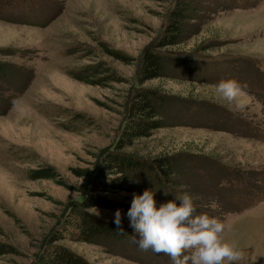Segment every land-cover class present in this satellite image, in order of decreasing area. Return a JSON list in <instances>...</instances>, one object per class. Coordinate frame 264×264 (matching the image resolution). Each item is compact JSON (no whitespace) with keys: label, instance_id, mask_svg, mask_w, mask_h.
<instances>
[{"label":"rangeland","instance_id":"374dc122","mask_svg":"<svg viewBox=\"0 0 264 264\" xmlns=\"http://www.w3.org/2000/svg\"><path fill=\"white\" fill-rule=\"evenodd\" d=\"M178 1L0 0V61L13 69L0 83V242L19 252L0 264H37L53 246L90 264H172L133 242L125 211L121 226L132 233L119 245H51L74 226L89 175L114 151L127 103L141 87L167 97L165 127L123 152L173 158L174 174L162 184L143 175L132 192L97 195L131 207L133 194L145 190L157 206L187 192L196 214L225 223L223 239L241 253L225 264H264V0H192L184 42L163 49L176 60L168 76L140 85L144 51L162 37ZM97 64L122 80L81 81ZM229 79L241 86L231 102L211 87ZM48 167L66 185L31 178ZM213 201L215 210L207 207ZM94 208L98 216L88 211L114 223L117 210Z\"/></svg>","mask_w":264,"mask_h":264},{"label":"trees","instance_id":"16d2710c","mask_svg":"<svg viewBox=\"0 0 264 264\" xmlns=\"http://www.w3.org/2000/svg\"><path fill=\"white\" fill-rule=\"evenodd\" d=\"M191 1H178L162 37L155 45L144 51L138 76L140 85L168 76V65L175 63L176 60L172 52L163 51V49L184 42L186 22L190 20L189 13L193 10ZM122 56L123 59L121 60L125 62L127 57ZM179 60L182 59L179 57ZM11 67L6 62L0 61V83L13 77ZM80 80L91 85H101L102 80L120 82L122 78L115 71L97 64L87 67V73H84ZM166 103L167 97L160 91L143 87L135 89L127 103L126 122L114 151L106 153L100 166L89 175V192L78 205V208L74 209V218L70 222L74 226L69 224L64 232L54 235L51 245L63 239L84 242L90 245H119L122 241L131 238L132 232L129 229L122 226L124 233L120 234L115 223L98 218L90 213L88 209L104 207L128 212L130 207L127 205L107 201L97 194L114 191L132 192L135 189L136 180L143 175L149 177L156 184L170 182L176 167L175 159L164 157L150 161L123 152L126 148L132 147L137 140L149 138L153 135V132L165 127L163 109ZM109 175L113 177L111 181H109ZM31 178L34 180H54L59 185H66L61 175L52 167L33 171ZM68 227L69 229H67ZM69 230H71L70 233ZM18 254V250L13 245L0 242V257ZM37 264L90 263L66 247L53 246L39 258Z\"/></svg>","mask_w":264,"mask_h":264},{"label":"clouds","instance_id":"9594fccd","mask_svg":"<svg viewBox=\"0 0 264 264\" xmlns=\"http://www.w3.org/2000/svg\"><path fill=\"white\" fill-rule=\"evenodd\" d=\"M211 87L229 102L241 93L240 84L232 79L221 80ZM175 201L157 206L151 190H145L142 195L133 194L127 216L135 233L133 242L141 250L163 253L170 257L172 264H225L241 258V253L223 239L225 223L206 213L196 214L193 197L187 192L178 193ZM207 207L215 210L217 203L213 201ZM88 210L99 215L96 208ZM114 215V223L123 234L121 211L117 210Z\"/></svg>","mask_w":264,"mask_h":264}]
</instances>
